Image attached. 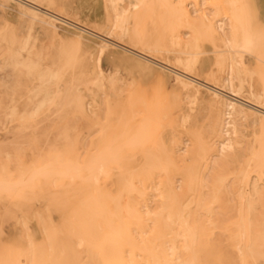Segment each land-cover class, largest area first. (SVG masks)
I'll return each mask as SVG.
<instances>
[{"label": "bare ground", "instance_id": "bare-ground-1", "mask_svg": "<svg viewBox=\"0 0 264 264\" xmlns=\"http://www.w3.org/2000/svg\"><path fill=\"white\" fill-rule=\"evenodd\" d=\"M64 1L70 2L0 4L14 3L30 17L90 41L96 67L104 51L139 58L146 71L173 80L188 109L174 120L171 102L144 96L118 107L87 72L90 57L77 54V44L58 53L61 62L41 68L39 57L19 58L29 38L1 34L0 126L16 122L19 142L0 160L1 220L12 221L9 233L24 247L12 255L0 252V264H264L260 132L247 151L238 150L240 122L264 124V0H101L105 37L114 42L67 16ZM23 78L37 84L22 87ZM21 90L28 101L41 95L34 108L17 105ZM201 104L204 129L194 130ZM66 107L94 127L79 155L63 127H39L48 115L68 121ZM230 160L241 169L228 173ZM4 232L0 228V238ZM221 246L233 247L235 255H221Z\"/></svg>", "mask_w": 264, "mask_h": 264}, {"label": "rangeland", "instance_id": "rangeland-1", "mask_svg": "<svg viewBox=\"0 0 264 264\" xmlns=\"http://www.w3.org/2000/svg\"><path fill=\"white\" fill-rule=\"evenodd\" d=\"M69 1V3H66L64 1L65 5L63 8V12L67 16L75 18L83 24H87L89 26L92 25L93 29L99 32V34H97L101 38L114 42V40L105 37V34L109 31V29L108 27H104L101 24L105 15V10L101 0ZM31 18L32 17H30L28 14L19 10L14 3L0 4V35L12 32L19 39V41H25L27 38H29L30 43L25 47V49L20 52V59H36L37 57H39V61L43 62V64L40 63V66L42 68L51 61L61 62V58L60 56H58V53L62 49H76L75 46L77 44V54L83 53L85 57H90V61H87V63L90 64L89 68H87V72H91V77L94 80L96 78L97 82H101V84L103 85V90H105V92L108 94V100H110L112 104L116 103L118 107H123L125 106V101H127L128 97H130L129 99L133 100L134 106L137 103L136 99H142L143 96L144 100L146 101L152 102V100H156L157 104H166L165 106H168L171 102L172 106H168L169 108L172 107L169 109V114L170 117H172L174 120L177 119L178 115L181 112H185L188 109L185 93L179 88L175 87V83L173 82V80L169 79V82L168 78L165 75H160L157 71H146L145 67L142 64V61L139 58L130 60L122 57L120 58V56L115 55V53L104 51L99 56V61L97 62L98 67H96L95 59L98 55L96 53V50L94 49L93 44L90 41L86 39H78V37L72 30H65L64 28L59 26H50L38 19L32 18L31 20ZM4 44L5 43L2 41L0 36V65L2 64L3 59L1 50ZM92 49H94L95 51ZM208 56L209 55L202 56L205 64L209 63V61L207 60ZM135 61L137 63H135ZM155 62L162 64L160 62V59L155 60ZM97 72H100L98 76ZM14 79L15 77L11 76L6 80L9 84H11ZM36 84V81L29 78H23L21 81L22 87ZM53 89L56 90L55 88ZM57 89H61V87L59 86ZM222 92L224 95H227L226 97L229 96V98L232 99H239V102L243 101V104L253 106L250 102L245 101L247 99L244 96H236L230 91ZM1 94L2 89L0 87V95ZM157 95L161 98L160 100H158L159 97ZM162 97L166 100L164 99L163 101ZM27 98L28 95L24 93L23 90H21V92L16 96V103L20 108L27 107V109L30 110L38 104L41 99V95L32 97L30 101H28ZM149 98H152V100ZM44 107L45 106H42L41 108L44 109ZM171 109L174 112L171 113ZM197 109L199 111L198 119L193 128L194 130H201L204 129L205 115L207 111L204 104L197 106ZM64 111L65 117L69 118V120L65 121V123H63L64 121H61L55 115H48L45 116V118L43 117L44 119L40 121L39 127L42 130H49L51 126H57L59 128L63 127L68 134V140H70L71 142H75L74 144L77 145V154L79 155L81 154L80 147L82 142L86 144L88 139L94 137V127H92V122L84 116L81 117L78 111L76 112L79 114V116L75 117H73L74 113L70 108L66 107L64 108ZM104 114L105 105L103 104L101 109V121H104ZM240 123L241 133L238 145L239 154H242L248 150L251 141L254 138V132L257 131L260 132V137L257 139V144L264 148V146H262L264 145V124L261 123L260 125H254L250 121H241ZM16 124V122H6L4 126H0V160L5 157L4 155L6 151L14 152L17 147H19V142H17V140L13 138ZM80 132L82 133V135H79L77 140L76 134H80ZM42 140H44V138ZM32 151L33 150H28L24 153L27 155L25 159H29V155ZM244 158L245 157H241L240 161H244ZM238 163L239 162H237L236 160L226 161V171L228 173H233L236 170H240L241 167L238 166ZM252 176L253 175H250L251 179L253 178ZM246 188H248V186ZM150 205L154 206L155 202L151 201ZM1 214L2 205L0 204V228H3L5 230L3 237L0 238V252L4 255H12L23 249L24 241L22 238H18L17 236H13L9 233V231L11 230L10 224L12 221H2ZM260 250L261 253L264 254V245L260 247ZM220 253L221 255L225 256H234L235 249L231 246H221Z\"/></svg>", "mask_w": 264, "mask_h": 264}]
</instances>
